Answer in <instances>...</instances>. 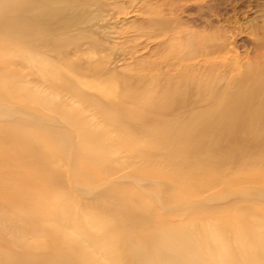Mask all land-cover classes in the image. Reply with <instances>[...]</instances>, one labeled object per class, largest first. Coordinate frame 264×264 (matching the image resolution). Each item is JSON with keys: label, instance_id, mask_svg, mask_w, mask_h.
Returning <instances> with one entry per match:
<instances>
[{"label": "bare ground", "instance_id": "6f19581e", "mask_svg": "<svg viewBox=\"0 0 264 264\" xmlns=\"http://www.w3.org/2000/svg\"><path fill=\"white\" fill-rule=\"evenodd\" d=\"M89 1L0 0V222L22 225L19 247H50L49 264H264L257 204L200 211L198 197L171 223L152 201L159 187L181 205L216 184L264 186V61L240 65L224 38L189 34L148 75L117 72L91 60L103 39L79 26L92 18ZM153 21L166 30L164 18ZM15 59L31 78L9 69ZM12 101L26 119L11 118ZM120 152L132 172L110 182ZM61 179L81 185L78 194ZM98 180L103 191L83 199ZM231 192L264 201L257 186L204 201Z\"/></svg>", "mask_w": 264, "mask_h": 264}, {"label": "rangeland", "instance_id": "374dc122", "mask_svg": "<svg viewBox=\"0 0 264 264\" xmlns=\"http://www.w3.org/2000/svg\"><path fill=\"white\" fill-rule=\"evenodd\" d=\"M89 3L91 5L88 10L92 18L88 23H81L79 26L90 25L98 31L99 37L103 39V51L98 52L99 55L92 57L91 60L104 59L103 66L106 68L132 77L148 75L150 65L154 62L160 63L162 56L173 52L174 44L189 34L193 35L196 40H201L206 35L212 37L215 34L224 38L230 43L227 55L235 56L236 63L240 65L250 61H264V0H90ZM158 17L166 20L168 24L166 30L161 31L158 24L153 23V19ZM215 53L212 55L216 56L222 52ZM48 55L52 56V54ZM70 57L73 61L80 62L75 54H71ZM84 57L81 56V60H84ZM164 65L163 63L162 71H166ZM9 67V69L17 70L22 78L26 76L29 78L28 74L31 70L23 66L20 60H13ZM0 73H5L2 64H0ZM31 76L30 74V78ZM12 103L15 105V114L11 118L14 120L26 119L21 113L23 108L18 105L19 101H12ZM1 124H3V120H0ZM114 158H117L119 162H115L114 171L107 180L110 179V182L117 181L119 183L128 182L124 175L132 172L134 164L132 166L125 164L130 161L131 157L125 152H120L116 153ZM229 175L235 177L237 172H231ZM61 183L65 184L75 194H78L79 187H81L79 184L64 179H61ZM91 185L97 188L88 194L80 195L83 199H94L99 192L103 191L102 181H94ZM243 186L261 187L264 192V186L261 184L246 181L232 182L231 187L227 189L221 184H216V186L199 190L196 197L186 195L187 198L184 199V202L181 200L182 204L178 205L172 202L175 192L172 187H168V190L159 187L155 188V197L152 201L160 216L169 219L171 223L186 218L190 212L189 203L198 197L199 206L195 205L194 208L200 211L208 210L207 207L231 206L237 203L246 204L248 207H255L257 204L256 209L264 218L263 200L240 199L236 192H231L222 200L213 203L204 201L208 197L207 195ZM143 194L147 198H152L145 191ZM208 217L206 215L201 218L207 219ZM193 218L199 221L200 215L196 214ZM226 219L228 218L226 217ZM14 227L15 230L11 231L7 224L0 222V264H49L54 255L50 247L44 244L37 252L28 247H19L15 243V239L19 235L22 225L17 223ZM31 240L28 235L26 241L30 243ZM89 250H93L92 247H89ZM100 262L108 264L105 258Z\"/></svg>", "mask_w": 264, "mask_h": 264}]
</instances>
